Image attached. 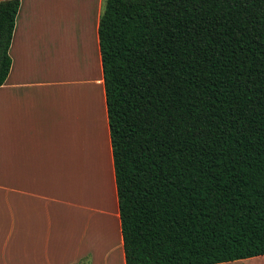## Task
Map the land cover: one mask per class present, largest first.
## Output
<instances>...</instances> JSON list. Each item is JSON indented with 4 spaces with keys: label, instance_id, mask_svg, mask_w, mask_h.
I'll use <instances>...</instances> for the list:
<instances>
[{
    "label": "trees",
    "instance_id": "1",
    "mask_svg": "<svg viewBox=\"0 0 264 264\" xmlns=\"http://www.w3.org/2000/svg\"><path fill=\"white\" fill-rule=\"evenodd\" d=\"M97 43L124 264L264 255V0H101Z\"/></svg>",
    "mask_w": 264,
    "mask_h": 264
},
{
    "label": "crops",
    "instance_id": "2",
    "mask_svg": "<svg viewBox=\"0 0 264 264\" xmlns=\"http://www.w3.org/2000/svg\"><path fill=\"white\" fill-rule=\"evenodd\" d=\"M90 1L64 31L48 0H19L0 85V264H124L97 43L101 0ZM56 21L57 43L48 31ZM220 264H264V255Z\"/></svg>",
    "mask_w": 264,
    "mask_h": 264
},
{
    "label": "rangeland",
    "instance_id": "3",
    "mask_svg": "<svg viewBox=\"0 0 264 264\" xmlns=\"http://www.w3.org/2000/svg\"><path fill=\"white\" fill-rule=\"evenodd\" d=\"M89 1V4L91 3L90 0H87ZM85 0H48V8L46 9L47 12H52L53 14H55V17L58 16V13L59 12H62L61 13V21H63L62 23V27H63V30L65 31L66 30V20L70 19V14L76 12L78 15L81 16V13L84 12V10L87 9V5L84 6L85 4ZM73 6V8H72ZM72 8L71 11H69L70 9L69 8ZM59 11V12H58ZM57 28H58V25H57V21L56 22H53L52 24H48V31L50 33V35L52 36L53 35V42L56 41V43L58 42L57 41ZM65 40H62V43L65 44ZM65 48V46H64ZM58 50V49H57Z\"/></svg>",
    "mask_w": 264,
    "mask_h": 264
}]
</instances>
